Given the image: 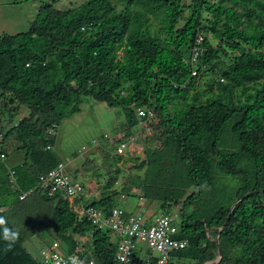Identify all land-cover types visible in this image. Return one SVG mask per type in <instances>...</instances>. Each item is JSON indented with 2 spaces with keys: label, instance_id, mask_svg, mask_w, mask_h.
<instances>
[{
  "label": "trees",
  "instance_id": "16d2710c",
  "mask_svg": "<svg viewBox=\"0 0 264 264\" xmlns=\"http://www.w3.org/2000/svg\"><path fill=\"white\" fill-rule=\"evenodd\" d=\"M150 16L161 22L155 32ZM199 32L198 75H222L207 83L219 91L204 101L189 97L197 76L183 61ZM239 88L243 101L234 100ZM83 97L122 106L128 126L136 123L138 106L151 108L162 123L160 146L144 150L141 191L164 212L180 205L176 237L187 246L174 250L168 264H206L217 257L218 244L222 257L213 264H264V0H191L187 6L127 0L122 10L109 0H84L66 10L44 2L27 30L0 33V111L11 120L20 106L29 109L16 125L1 126L4 139H17L24 159L10 167L15 187L0 160V206H7L0 212V264H39L10 213L15 221L21 214L44 223L66 253L91 233V250L78 252L87 264H123L115 260L110 230L78 221L66 197L38 188L39 176L59 161L51 130L80 110ZM118 196L105 190L84 205L107 213ZM144 262L134 252L126 264Z\"/></svg>",
  "mask_w": 264,
  "mask_h": 264
},
{
  "label": "rangeland",
  "instance_id": "374dc122",
  "mask_svg": "<svg viewBox=\"0 0 264 264\" xmlns=\"http://www.w3.org/2000/svg\"><path fill=\"white\" fill-rule=\"evenodd\" d=\"M83 1L0 0V33L14 34L27 30L30 22L36 18L39 7L44 2H51L55 8L66 10L77 7ZM109 1L116 10H122L127 3V0ZM181 2L187 6L191 3V0H181ZM184 12L187 15L189 9L184 8ZM208 16L209 14L203 11V19ZM160 27L161 22L150 16V31L155 32ZM162 35L164 34L162 33ZM210 40L213 44L216 43L212 37H210ZM220 77L222 75L218 70L201 73L196 77L195 87L190 90L189 97L191 98V95L197 94V97L202 101L215 98L219 90L214 89V91H211L207 83L216 81ZM225 80L224 78L223 82ZM233 96L234 100L239 98L243 101L246 98L241 88L237 89ZM2 100L0 98V103H2ZM79 106L80 110L78 112L63 118L60 124L51 132L55 136L54 145L52 146L53 151L59 160L63 161L66 167L70 169V175L76 178L75 180H78L84 187L80 193L83 196L82 199L89 202L99 198L102 191H117L119 196L116 198L115 205H119L124 209L131 205L133 209H139L143 208L145 204L149 208H146V210L153 211V214H172L178 224L180 221L178 214L180 205H173L169 211L164 212L159 209L158 202L146 200L141 191L145 171L144 150H153L160 146L164 137L162 123L153 129L152 134H146L142 128L139 130L137 127L129 128L123 108L120 105L108 106L106 103L92 97H83ZM28 112L27 107L20 106L19 111L10 120L8 112L4 111L2 113L0 111V122L6 123L5 127L7 128L10 123H14L21 117L28 115ZM119 130L125 131L129 137H134L132 141L129 140L128 147L121 155L115 154L116 141L103 138V134L117 133ZM93 140L100 141V143L90 147ZM18 143L13 136L5 139L4 146L8 152L5 163L8 168L19 164L24 159V151L17 148ZM83 146L87 149L84 150ZM141 153L144 156H140ZM117 156H121V158ZM138 164L140 166H137ZM16 206H20V204ZM15 215H17V219L16 221L12 219L13 222L20 231L26 234L24 242L33 245L30 252L36 256L37 250L43 245V242L53 239V235L49 229L44 228V223L37 224L34 216L30 215L31 218H28V216H22L21 214ZM37 219H39L38 216ZM31 227L35 231H31ZM78 239L80 243H83L82 247L91 250L89 233L78 237ZM139 248H141L140 253L142 256L151 253L146 242L140 243ZM152 255L156 256L157 252L153 251Z\"/></svg>",
  "mask_w": 264,
  "mask_h": 264
},
{
  "label": "built area",
  "instance_id": "2783aa9c",
  "mask_svg": "<svg viewBox=\"0 0 264 264\" xmlns=\"http://www.w3.org/2000/svg\"><path fill=\"white\" fill-rule=\"evenodd\" d=\"M83 30L84 27H81ZM204 34L199 32L194 38L189 54L183 57V61L190 66L191 76H198L195 68L198 63V58L204 50L203 46ZM136 123L131 127L144 129L146 134H152L153 129L160 125L159 119L155 116L153 110L149 107L138 106L134 108ZM6 123H0V160L6 159L7 150L4 146V132L1 126ZM17 124V121L12 123ZM6 128V127H5ZM135 129V128H134ZM105 140H113L115 142V154L121 155L128 147L129 140L134 137H129L125 131H117V133L103 134ZM100 141L93 140L90 147L96 146ZM49 147V146H47ZM88 147V148H90ZM84 150L87 148L82 147ZM11 181L15 184L13 170L9 168ZM17 188V187H16ZM38 188L47 195H52L56 192L61 193L69 201V204L76 210L78 221L83 219L89 222L96 229L110 230L113 236L116 237L115 260L126 264L130 263L134 252H141L139 244L146 242L151 253L144 255L145 264L149 263L150 258L154 259L153 264H168L170 254L174 250L182 249L187 246V240L176 237L178 232V224L174 216L170 213H157L151 217L144 216L143 210L138 209L132 213H127L119 206L114 205L108 212H104L100 208L85 206L82 203L75 201V198L80 196L83 190V185L72 178L63 161H58L57 164L39 176ZM31 188L26 192H21L19 199H23ZM5 208L0 206V212ZM91 234V233H90ZM84 247H77L73 252L66 253L63 251L60 241L51 239L43 243L35 256L39 264H87L78 252ZM157 252L156 256L152 252ZM141 254V253H140ZM88 264H93V260L89 259Z\"/></svg>",
  "mask_w": 264,
  "mask_h": 264
},
{
  "label": "crops",
  "instance_id": "0c3cea01",
  "mask_svg": "<svg viewBox=\"0 0 264 264\" xmlns=\"http://www.w3.org/2000/svg\"><path fill=\"white\" fill-rule=\"evenodd\" d=\"M67 170H68V172L70 173V169H68L67 168ZM71 174V173H70ZM72 178H74L73 176H72ZM74 179H76V178H74ZM14 186V185H13ZM15 187V186H14ZM86 194V193H85ZM82 195H80L79 197H77V198H75V201L76 202H78V203H82V204H84L85 203V201L82 199ZM146 204H147V202H145ZM145 206H147V205H145L144 204V206H143V208H139V209H142L143 210V213H144V216H146V217H151L152 215H154L152 212L153 211H148V206L147 207H145ZM5 208V210L7 209V206H5L4 207ZM146 208H148L147 210H146ZM124 209V208H123ZM125 210V212H127V213H132V212H134V211H137L138 209H133V207L131 206V205H128L127 207H126V209H124ZM13 213V212H12ZM12 217V219L15 221V218H14V214H10ZM23 216V215H22ZM53 239H55V237H53ZM113 239H116V237L115 236H113ZM44 243V242H43ZM23 246H24V248L33 256V257H35L30 251H31V249H32V244H30L29 242L28 243H26V242H23ZM82 246V245H81ZM41 247V246H40ZM39 247V248H40ZM78 247H80V246H78ZM39 250V249H38ZM37 250V251H38ZM38 253V252H37Z\"/></svg>",
  "mask_w": 264,
  "mask_h": 264
},
{
  "label": "water",
  "instance_id": "95a60500",
  "mask_svg": "<svg viewBox=\"0 0 264 264\" xmlns=\"http://www.w3.org/2000/svg\"><path fill=\"white\" fill-rule=\"evenodd\" d=\"M140 156H144V155L141 153ZM137 166H140V164H138ZM234 205H235V203L231 206V209L234 207ZM227 218H226L225 222L227 221ZM216 243L218 244L217 236H216ZM221 257H222V250H221L220 245L218 244V255H217V257L213 261L208 262L206 264L216 263V262H218L221 259Z\"/></svg>",
  "mask_w": 264,
  "mask_h": 264
}]
</instances>
